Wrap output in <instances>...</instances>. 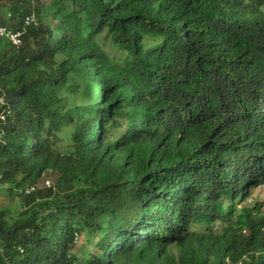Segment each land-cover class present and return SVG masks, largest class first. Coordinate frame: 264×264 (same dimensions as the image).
<instances>
[{
  "label": "trees",
  "instance_id": "1",
  "mask_svg": "<svg viewBox=\"0 0 264 264\" xmlns=\"http://www.w3.org/2000/svg\"><path fill=\"white\" fill-rule=\"evenodd\" d=\"M263 6L0 0V264H264Z\"/></svg>",
  "mask_w": 264,
  "mask_h": 264
},
{
  "label": "rangeland",
  "instance_id": "2",
  "mask_svg": "<svg viewBox=\"0 0 264 264\" xmlns=\"http://www.w3.org/2000/svg\"><path fill=\"white\" fill-rule=\"evenodd\" d=\"M264 16V6H263ZM65 137V141H67ZM50 181V184L47 183ZM54 177L51 174H46L44 178L38 183L37 187H49L54 185ZM0 209H8L11 213H16L20 208V198L18 195L11 194L9 185H0ZM256 202H264V185L253 190L252 196L247 200L245 204L252 205ZM92 250V245L87 242L86 235H81L76 247V254L82 256L85 252Z\"/></svg>",
  "mask_w": 264,
  "mask_h": 264
},
{
  "label": "built area",
  "instance_id": "3",
  "mask_svg": "<svg viewBox=\"0 0 264 264\" xmlns=\"http://www.w3.org/2000/svg\"><path fill=\"white\" fill-rule=\"evenodd\" d=\"M11 16H12V12L8 11L7 18L9 19ZM24 22H25L24 27H28L32 24H37L38 19H37L36 14L35 13L29 14L25 18ZM23 32H24V30H22V29L15 30V29L9 28L7 26H3V25L0 26V38L9 41L16 48H19L20 45L22 44ZM1 101H3V98L1 99ZM47 183L50 184V181H47ZM35 189H36V186H30L27 188L26 192L30 193L31 191H34Z\"/></svg>",
  "mask_w": 264,
  "mask_h": 264
}]
</instances>
